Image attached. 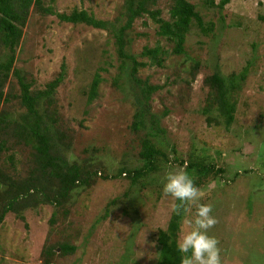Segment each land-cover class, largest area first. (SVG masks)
<instances>
[{
    "label": "rangeland",
    "instance_id": "rangeland-1",
    "mask_svg": "<svg viewBox=\"0 0 264 264\" xmlns=\"http://www.w3.org/2000/svg\"><path fill=\"white\" fill-rule=\"evenodd\" d=\"M185 1L192 5L201 26L190 20L180 55L172 54L171 42L155 34L156 25L147 14L136 18L125 32V53L144 64L136 67L134 78L160 86L149 96L145 114L147 121L151 114L160 117L159 127L165 131L160 140L154 139L155 144L169 159L204 157L215 168L226 170L200 187L205 195L199 201L213 206L218 223L208 234L220 242L222 264H264V0H230L221 10L207 5V0ZM171 2L155 0L147 8L157 10L158 18L166 20ZM123 3L41 0L42 9L50 13L29 8L13 63L14 69L31 77L32 88L38 90L63 65L64 77L51 105L57 114L55 127L66 129L72 157L80 160L94 155L98 164L93 169L104 166L107 175L137 161L144 131L132 132L129 125L143 102L138 89L128 95L132 86L129 63L118 77L120 61L108 31L62 22L56 15L84 10L117 30L123 22ZM156 47L159 52L153 61L158 64H153L141 52ZM197 63L199 68L192 76ZM245 67L244 80L234 95L231 124L227 129L223 121L208 124V115L201 113L206 95L202 77L215 71L223 77L238 75ZM94 73L101 82L95 98L87 103L84 94ZM20 112L21 107L13 106L10 117ZM26 153L23 147H13L6 155L11 156L9 161L0 158V169L12 167L21 175L19 164ZM180 168L183 165L171 162L156 174L151 186L141 190L119 177L76 191L61 207L40 204L25 210L23 220L7 214L0 225V264H43L41 250L49 247L54 254L48 264H155V237L165 229L174 205L163 194L164 178ZM4 189L0 184V192ZM194 213L193 206L188 218ZM184 218L177 238L186 227ZM60 243L74 250L60 253L56 247Z\"/></svg>",
    "mask_w": 264,
    "mask_h": 264
},
{
    "label": "trees",
    "instance_id": "trees-1",
    "mask_svg": "<svg viewBox=\"0 0 264 264\" xmlns=\"http://www.w3.org/2000/svg\"><path fill=\"white\" fill-rule=\"evenodd\" d=\"M230 0H219L214 4L207 0V5L215 6L221 10ZM155 0H124L123 10L120 13L123 22L115 30L114 25L107 27V22L95 19L91 13L84 10H73L70 14L56 15L57 19L70 24H84L93 29L108 31L113 39L118 66V77L121 76L125 64L129 63L128 82L131 90L128 95H133L139 90V96L143 107L135 109L132 114L130 131L134 132L143 128V135L139 138V148L136 152L137 161L135 165L127 167L122 165L114 174L107 175L104 166L99 164L100 169H93L96 157L89 155L77 160L69 153L70 138L66 135V129L60 130L55 127L57 114L51 108L53 95L64 77V67L56 77L46 83L40 90L32 88L34 82L31 77L14 69L13 63L16 57V49L22 37V29L25 26L27 12L30 7L40 9L49 14L48 9H42L41 0H0V158L6 157L7 153L15 146L26 149L24 159L20 161L23 173H17L14 168L0 169V184L4 190L0 192V225L7 214H12L19 220H23L22 212L32 209L40 204H47L55 208L61 207L68 202L72 195L78 190L89 189L97 182H105L108 179L115 180L123 177L128 180L129 187L141 190L145 186H151L156 174L168 164L182 166L183 169L193 177L196 186L201 187L218 175L221 177L226 170L216 167L208 159H193L188 155L185 160L177 158L169 159L167 153L162 151L154 139L160 140L165 131L159 127L157 115H149L148 121L145 114L150 108L147 105L149 96L160 86L147 85L146 80L140 81L134 78L136 67H143V63L135 61V58L125 53L127 40L125 32L131 28L132 22L143 14L156 25V35L171 42V53L180 55L183 51L184 37L188 32L191 19L197 21L201 26V20L193 11L192 5L185 0H172L168 9V18H158L159 12L149 11L147 5H153ZM264 20V18H261ZM204 30V29H202ZM159 52L156 47L152 50L143 49L142 56L151 57L153 64H158L155 55ZM199 64L192 66V76L196 74ZM247 68H243L238 75L230 74L223 77L217 71L206 74L201 79V84L206 90L202 114L208 115L206 122L217 124L223 121L224 128H228L233 120L235 112L234 95L239 91L240 83L244 80ZM101 82V77L94 73L90 79L86 96L89 103L96 96V90ZM112 86L117 87V81H112ZM123 90H125L123 88ZM21 107L15 117H10L11 107ZM43 106L40 113L39 110ZM167 114L166 110L162 111ZM211 116V117H210ZM48 121L50 127H48ZM72 133V131H71ZM14 145V146H13ZM66 152V155L64 156ZM85 151H82V153ZM94 152V151H93ZM7 161L11 156L6 157ZM100 163V162H99ZM98 164L97 162L95 165ZM235 176V175H234ZM157 179V178H156ZM134 188V191H135ZM114 202V201H113ZM112 203V202H111ZM179 203L174 201V204ZM183 217L171 211L166 227L159 230L155 243L157 246V258L155 264H180V254L176 248V238ZM50 222L52 220L50 219ZM60 253L72 252L73 247L60 243L56 246ZM53 247L41 250L43 264H48L52 259Z\"/></svg>",
    "mask_w": 264,
    "mask_h": 264
},
{
    "label": "clouds",
    "instance_id": "clouds-1",
    "mask_svg": "<svg viewBox=\"0 0 264 264\" xmlns=\"http://www.w3.org/2000/svg\"><path fill=\"white\" fill-rule=\"evenodd\" d=\"M163 194L179 203L173 205L176 215L183 213L184 220L180 235L176 240V248L180 254V264H222L219 240L210 236L209 231L218 223L212 215L211 204H201L204 191L196 186L192 176L183 168L169 171L163 184ZM193 206L195 213L191 219Z\"/></svg>",
    "mask_w": 264,
    "mask_h": 264
}]
</instances>
